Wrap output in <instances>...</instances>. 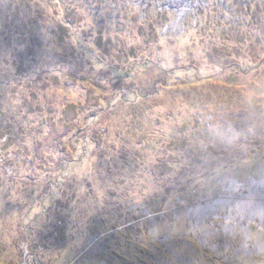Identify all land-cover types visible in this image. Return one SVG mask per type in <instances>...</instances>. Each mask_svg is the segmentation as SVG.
<instances>
[{"label":"rangeland","instance_id":"1","mask_svg":"<svg viewBox=\"0 0 264 264\" xmlns=\"http://www.w3.org/2000/svg\"><path fill=\"white\" fill-rule=\"evenodd\" d=\"M0 264H264V0H0Z\"/></svg>","mask_w":264,"mask_h":264},{"label":"trees","instance_id":"2","mask_svg":"<svg viewBox=\"0 0 264 264\" xmlns=\"http://www.w3.org/2000/svg\"><path fill=\"white\" fill-rule=\"evenodd\" d=\"M64 232L61 233V235H63Z\"/></svg>","mask_w":264,"mask_h":264}]
</instances>
